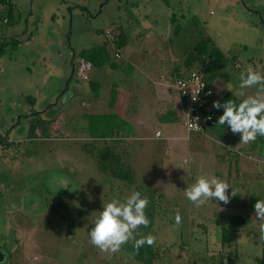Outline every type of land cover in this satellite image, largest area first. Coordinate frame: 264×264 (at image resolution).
<instances>
[{"label": "rangeland", "instance_id": "374dc122", "mask_svg": "<svg viewBox=\"0 0 264 264\" xmlns=\"http://www.w3.org/2000/svg\"><path fill=\"white\" fill-rule=\"evenodd\" d=\"M107 31L115 47L125 35L122 57L109 51L100 68L87 67V80L72 76L82 51L113 47ZM204 37L226 63L219 68L205 59L189 69L203 73L216 96L227 89L241 99L255 94L258 86L239 87L240 74L250 65L264 74V0H0V264H260L264 220L238 229L235 242L223 247L222 231L232 224L221 202L197 207L184 194L196 175L221 168V140L232 137L255 154L252 142L230 131L219 144L203 136L187 143L179 115L174 144L130 142L141 147L133 168L130 148L121 153L130 138L125 128L111 138L90 135L89 115L112 114L116 90L122 95L128 76L140 72L132 63L173 52L182 62ZM185 61L179 71L188 68ZM42 121L48 122L33 133ZM167 156L174 159L168 167ZM113 171L134 178L121 180ZM132 190L150 201V223L139 226L137 239L152 234L155 244L137 250L129 241L117 252L100 251L89 242L99 211Z\"/></svg>", "mask_w": 264, "mask_h": 264}, {"label": "crops", "instance_id": "0c3cea01", "mask_svg": "<svg viewBox=\"0 0 264 264\" xmlns=\"http://www.w3.org/2000/svg\"><path fill=\"white\" fill-rule=\"evenodd\" d=\"M107 39H109L108 36ZM126 45H128V42ZM126 45L123 48H125ZM123 48H118V46L115 47L114 43L112 48L106 46L108 52L115 51L114 56L117 59L122 57L121 50ZM118 55L119 57H117ZM131 60L133 62V59ZM145 60L146 59H143L142 61ZM185 60H187V58L183 61ZM182 62L177 61L173 52L169 55L168 59L165 55H161L160 59L155 63H138L137 66L139 67H137L135 63V65L132 63V69L138 68L140 72L134 78L132 75L128 76L130 78H127V87L125 86L122 88L123 90H121L124 93L123 94L121 92V99L115 100V103L110 105L113 113L115 109L118 111L120 108L119 111L123 115V118L132 126V132L129 134L130 138H127V140L124 141L125 145L127 144V147L124 145V148L121 149V153L123 152L126 154L125 149L130 148V154L132 156L131 165L133 168H136V166L138 167L136 161L141 147L131 149V141H162L168 144H174L172 140L178 139L173 134L175 131L173 127L178 122L175 117L179 115L182 116L179 97L175 89L176 80L182 74L192 71L189 68H192L193 66H188L186 64L188 68L184 72L182 70L179 71V67H181ZM79 68H83L85 70L87 69L83 66H79ZM78 69L76 70L78 71ZM142 69H144L143 74ZM76 70L75 73L77 75ZM157 73H159V78L155 77V74ZM173 90L177 94V100L171 93ZM228 92H230L228 89L224 90L217 96L214 93L211 100V106L213 107L214 101H221ZM216 131V128L210 131L209 137L206 138L211 139L215 142V144H219V142L216 141L219 137H221V134L219 135ZM158 133L160 134L159 136ZM228 134L229 133H224L222 136H228ZM191 138H187L186 135L182 139H185L187 143H190ZM231 139L232 142L228 140H221V168L217 169L216 164H214V166L211 167L213 170L210 171L220 179L226 180L230 185L238 189L236 196L234 197H231L232 189L228 190L230 195L229 203L225 204L224 202H221V214L224 215L231 224V216L249 217L250 222L248 224H232V228L230 229L238 230L245 226L254 225L257 222H263V220L255 216L254 205L258 199H264V157L260 155L258 151L252 149V147L251 150L254 152L256 151L255 154L249 152L245 153V150H242L243 147L241 148V146H238L239 142L232 137L229 140ZM168 144L165 146H169L171 148ZM191 147L192 146L189 148ZM165 148L168 151L170 150V148ZM144 149L146 150L145 147ZM135 150L138 152L135 153ZM125 154L122 156L123 159ZM174 155L177 156L176 153ZM205 159L206 158H204V160ZM173 160L174 159H171L170 156H167L163 159V163L165 164L164 166L168 167L169 163L174 162ZM203 168H205L204 165ZM134 171L135 169L133 172Z\"/></svg>", "mask_w": 264, "mask_h": 264}, {"label": "clouds", "instance_id": "9594fccd", "mask_svg": "<svg viewBox=\"0 0 264 264\" xmlns=\"http://www.w3.org/2000/svg\"><path fill=\"white\" fill-rule=\"evenodd\" d=\"M258 86L255 94L246 95L239 103L235 100L214 101L213 107L223 109L217 125L227 126L232 133L240 134L241 143L254 142L258 137H264V74L251 65L246 73L240 74L241 89ZM241 95H245L241 92ZM194 99V98H193ZM195 100V99H194ZM193 125L189 123V128ZM159 135V134H158ZM184 179V178H182ZM232 189L231 197L236 196L238 189L226 180L220 179L214 173L196 175L184 194L187 200L197 207L209 203L225 204L230 202L228 190ZM150 201L139 190H132L124 199L114 198L103 204L102 210L96 217L89 231V242L102 252H117L129 241L139 250L145 244L153 245L156 237L152 234L140 236L137 239L139 226H147L150 221L145 209ZM255 216L264 220V199H258L254 205ZM182 223V216L177 213L175 225Z\"/></svg>", "mask_w": 264, "mask_h": 264}, {"label": "trees", "instance_id": "16d2710c", "mask_svg": "<svg viewBox=\"0 0 264 264\" xmlns=\"http://www.w3.org/2000/svg\"><path fill=\"white\" fill-rule=\"evenodd\" d=\"M6 1L11 2V0H3V2ZM117 39H118V44H117L118 48H123L127 43L125 35L124 34L121 35L120 33ZM107 40L109 41V43H113V41L109 39ZM4 47L5 45L3 46V44L0 43V57L4 51ZM108 53L109 52L106 49V46L100 48L86 49L82 51L80 56L78 57L79 60L82 61L80 62L79 66H83L86 68L88 67L91 69L100 68L103 65L105 56ZM205 59L206 60L210 59L213 62L217 63L219 68L223 67V65H225L227 60L225 54L222 53L217 47H215V45L213 44V42L209 37H204L197 44L194 51L187 58L186 64L188 66H192L199 61L205 62ZM73 66H74V62H73ZM74 70L76 69L74 68ZM91 87L96 94H99L98 85L96 83L91 82ZM116 91L117 92L112 96L111 99L113 101L121 99L120 91L118 89ZM226 100H235L237 103H239L242 99L238 97L235 93L228 92L222 98L221 102ZM119 109L117 112H114L110 115L107 114L89 115V126H91L90 135L92 138L96 139L99 138V136H101V138H111L114 132L120 131L121 129L124 128L128 134L132 132V126L125 121ZM215 112L219 119V117L223 114V109L220 110L215 109ZM46 122L48 121H42L36 123L37 125L36 124L32 125V132L34 131L33 133H35L38 130H42V126L46 124ZM215 128L217 129L216 132L219 135L221 134V137L222 135H224V133H228L231 131L230 129L227 128V126L217 125ZM45 131L47 132V129H45ZM252 149L258 151L259 154L264 157V137H258L256 141L252 142ZM112 174L114 177L121 180H132V178H134L133 174H129L124 171H119V172L113 171ZM230 221L232 222V224L238 225V224H248L250 222V219L249 217L231 216ZM236 235H237L236 229H224L222 231V238H221L222 246L225 247L227 245H231L232 243H234L236 240ZM260 261H261L260 264L264 263V247Z\"/></svg>", "mask_w": 264, "mask_h": 264}, {"label": "built area", "instance_id": "2783aa9c", "mask_svg": "<svg viewBox=\"0 0 264 264\" xmlns=\"http://www.w3.org/2000/svg\"><path fill=\"white\" fill-rule=\"evenodd\" d=\"M107 36L114 42L111 32L107 31ZM77 75L80 79H88L87 71L83 68L78 69ZM175 89L180 101L187 138L192 136L209 137L210 131L217 126L218 116L215 108L211 106L214 91L206 81L204 74L196 70L182 74L176 80ZM189 123L193 125L192 128H189Z\"/></svg>", "mask_w": 264, "mask_h": 264}, {"label": "water", "instance_id": "95a60500", "mask_svg": "<svg viewBox=\"0 0 264 264\" xmlns=\"http://www.w3.org/2000/svg\"><path fill=\"white\" fill-rule=\"evenodd\" d=\"M74 73H75V70L73 69V71H72V76L74 75ZM3 260V259H2Z\"/></svg>", "mask_w": 264, "mask_h": 264}]
</instances>
